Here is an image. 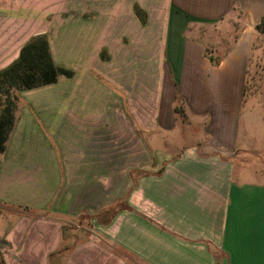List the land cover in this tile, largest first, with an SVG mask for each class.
I'll list each match as a JSON object with an SVG mask.
<instances>
[{
	"label": "crops",
	"instance_id": "obj_1",
	"mask_svg": "<svg viewBox=\"0 0 264 264\" xmlns=\"http://www.w3.org/2000/svg\"><path fill=\"white\" fill-rule=\"evenodd\" d=\"M118 2L125 4L129 12L110 13L114 21L103 27L108 37L95 52L112 45V35L127 33L134 34L132 45L141 52L138 54L149 46L155 50L153 127L175 134L185 127L192 133L186 140L184 136L181 149L166 158L160 171L139 178L110 219L93 218V228L145 264H264V183L256 182L248 171L237 172L236 167L240 158H251L264 148V106L258 108L257 102L245 99L252 42L258 34L256 26L264 17V0ZM133 4L148 12L145 27L132 11ZM237 15L245 17L244 27L229 51L214 59L208 52L211 39L201 34L202 27L224 24ZM75 28L72 46L78 61L72 68L60 57L52 37L49 39L55 63L72 69L75 76L61 77L55 85L31 90L66 86L54 96L46 95L47 99L35 103L28 100L32 111L25 120L32 126H38L33 114L53 130L68 126L62 116L88 112L81 104L88 101L87 83L93 81L90 77L95 60L83 55V36L99 28L89 20ZM2 29L7 40L0 41V71L19 57L32 38L10 57L16 29L13 25ZM116 43L120 47L125 44ZM138 63L139 59V67ZM177 107L180 114L175 112ZM47 115L57 118L49 119ZM79 125L74 121L71 129L77 130ZM66 193L60 195V202ZM52 197L53 192H48L40 207Z\"/></svg>",
	"mask_w": 264,
	"mask_h": 264
},
{
	"label": "rangeland",
	"instance_id": "obj_2",
	"mask_svg": "<svg viewBox=\"0 0 264 264\" xmlns=\"http://www.w3.org/2000/svg\"><path fill=\"white\" fill-rule=\"evenodd\" d=\"M131 8L145 27L148 12L137 4ZM118 10L129 12L118 0H0L1 43L7 40L1 34L3 27L16 29L10 57L25 40L45 33L72 68L78 61L72 46L75 27L89 20L99 28L83 36V55L95 60L93 81L87 83L88 101L81 104L88 112L62 116L68 126L53 130L33 114L37 129L25 120L32 109L28 100L47 99L66 86L19 95V121L0 155V255L5 264H145L97 232L91 221L100 216L110 219L139 178L160 171L192 131L181 127L175 134L153 127L155 50L149 46L138 54L132 45L134 34L127 33L112 35V45L95 52L108 37L103 27L114 21L110 13ZM245 22L243 15H237L224 24L202 27L201 34L211 39L208 52L214 59L229 51ZM257 33L245 99L260 108L264 106V35ZM116 42L125 44L121 49ZM140 70L142 76L137 77ZM74 121L80 124L77 130L71 129ZM251 156L236 162L237 172L248 171L256 182L264 183V148ZM11 167L15 170L9 174ZM64 191L66 198L60 202ZM48 192H53L51 201L40 207Z\"/></svg>",
	"mask_w": 264,
	"mask_h": 264
},
{
	"label": "trees",
	"instance_id": "obj_3",
	"mask_svg": "<svg viewBox=\"0 0 264 264\" xmlns=\"http://www.w3.org/2000/svg\"><path fill=\"white\" fill-rule=\"evenodd\" d=\"M136 14L140 18L138 10ZM256 31L264 35V17L256 26ZM74 76L72 69L55 63L46 34L32 37L23 46L19 57L0 71V155L6 152L7 144L19 121V95L55 85L61 77L72 79ZM175 112L180 114L181 109L177 107ZM0 264H5L1 255Z\"/></svg>",
	"mask_w": 264,
	"mask_h": 264
}]
</instances>
